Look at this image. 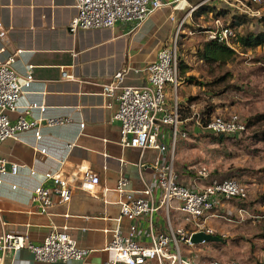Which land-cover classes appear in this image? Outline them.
Here are the masks:
<instances>
[{
	"label": "crops",
	"instance_id": "obj_1",
	"mask_svg": "<svg viewBox=\"0 0 264 264\" xmlns=\"http://www.w3.org/2000/svg\"><path fill=\"white\" fill-rule=\"evenodd\" d=\"M212 3L218 4L216 1ZM167 13L169 16L162 22V17ZM170 14L165 9L153 14L140 26L122 23L109 32L87 31L73 35L69 32V23L74 16L73 0H0V23L5 29V36L0 39V49L6 48L11 53L22 51L15 69L22 77L30 70L34 78L24 88L21 109L10 113L11 119L17 120L24 108L37 105L38 109H33L27 120L63 118L69 121L56 127H49L43 121L39 130L41 139H37L36 131H29L0 145V156L10 164L20 166L17 176L4 175L0 185V235L4 232L24 235L31 243L39 245L51 232L52 224L59 228L68 226L78 246L91 253L82 261L55 264H107L114 259V252L109 249L113 231L120 228L123 234H127L130 223L125 219L119 221L121 209L117 194L114 191L104 194L103 189L114 190L117 182L124 177L130 181L131 190L143 191L147 185L153 184L150 166L158 159L167 160L168 154L124 148L120 144V125L113 119L118 104L114 99L103 98L100 94L103 92L102 86L110 83L112 75L125 64L132 71L125 77L124 86L139 87L147 83V76L144 73L136 74L134 70L153 63L161 48L173 40L170 34L176 26L164 30L165 25L172 22ZM63 70L73 75L74 81H65L62 78ZM186 76L187 71L180 78L177 90V102L184 111L183 122L195 123L203 136L215 137L205 133L197 120L209 117V108L213 110L211 117L237 111L211 106V94L205 93L206 86L188 82L187 79L192 76ZM167 97L171 106L175 101L172 87L167 88ZM40 106L47 108L45 112L40 110ZM166 133L164 142L170 147L169 130ZM177 147L175 170L179 183L194 191L204 189L212 176L205 180L196 179L191 166L204 163L189 164L198 159L199 145L192 138H181ZM41 149L46 153L41 154ZM50 174H58L71 185L73 199L61 205L55 198L56 203L49 215H41L33 195ZM89 174L100 177L101 184L96 195L80 188ZM44 185L50 187L51 183ZM158 198L157 191L156 203ZM231 202L241 206L248 203L238 200L220 202L211 215L215 217L207 221L208 227L213 228L210 223L215 219H227L233 225L247 221H228L240 216L239 210L244 211L242 207L233 211L227 209V204ZM245 213L244 216L256 219ZM169 223L186 229L188 233L192 232V225L186 222L181 213L161 209L153 215L152 224L147 219L137 221L138 242L150 247L151 233L165 231ZM215 236L223 239L219 246L225 244L223 235L216 232ZM211 243L214 242L194 247L181 244L183 259L199 264L203 257L215 253L216 245ZM257 245L264 256V241ZM247 246L254 247L251 243ZM259 262L264 264V259ZM3 264L47 263L36 261L31 252L22 250L16 254L8 253Z\"/></svg>",
	"mask_w": 264,
	"mask_h": 264
},
{
	"label": "built area",
	"instance_id": "obj_2",
	"mask_svg": "<svg viewBox=\"0 0 264 264\" xmlns=\"http://www.w3.org/2000/svg\"><path fill=\"white\" fill-rule=\"evenodd\" d=\"M189 0H73L74 16L69 23V32L75 35L78 32L87 31H112L122 23L140 26L153 14L163 9H171L170 20L175 21L174 12L182 11ZM216 1L219 4L238 9L242 15L262 19L261 10L256 7H264V0H203L198 6L191 9V13L203 4ZM263 16V17H262ZM184 24L181 22L179 28ZM216 29L208 32V39L225 43L235 50L232 41L237 38V31L229 26H224L221 19L215 21ZM5 36V29L0 23V39ZM17 50L11 53L6 48L0 49V145L10 139H17L21 133L36 131L37 139H41L39 130L43 121L49 127H56L68 123L63 118H48L40 120H27L37 105L23 109L22 115L17 120H12L10 113L21 109L20 100L24 88L29 86L34 78L29 70L25 77L20 76L15 65L19 54ZM132 71L128 64L123 65L112 75V81L102 86L103 98H112L118 104V110L113 115L114 121L120 125V144L124 148H131L144 152L155 150L161 154H168L167 160L158 159L152 166L153 184L147 185L143 191L131 190L130 181L121 178L114 190L104 188V194L114 191L119 200L121 218L127 220L130 225L127 234H123L120 228L113 231V241L109 247L114 252V259L107 264H192L183 259L181 244L194 247L191 238L194 234L205 232L215 236L213 228L208 227L207 221L217 206L222 201H248L249 190L237 179L211 180L200 191L191 190L179 183L175 170L176 147L182 134L181 108L177 102V90L180 84V55L178 38L173 39L168 45L157 53L156 60L141 69L134 70L136 74L144 73L147 83L144 86H124L125 77ZM65 81H74V76L68 72H62ZM172 87L175 93V101L170 106L167 97V88ZM47 108L40 106L45 112ZM203 119H198L199 127L205 133L214 136L232 137L241 139L248 129V121L242 114L232 112L223 115L212 116L206 119V125H201ZM169 130L171 146L168 147L164 139ZM41 154L46 150L41 149ZM20 171L19 164H10L0 156V185L3 176L10 174L17 176ZM196 179H209L212 171L207 164L191 166ZM44 183H51L50 187ZM44 183L37 188L33 195V201L39 206L41 215H49L51 208L58 204L66 205L73 199V188L58 174H50L45 177ZM101 180L97 174L86 176L80 186L91 194H97V188ZM158 191V203L154 201ZM139 193V195L137 194ZM167 212L175 210L184 216L186 222L192 225V232L188 233L184 228L174 227L171 223L163 232L151 233L150 247L141 245L136 237L137 221L147 219L152 224L153 215L159 210ZM244 211L239 210V215L229 222L241 223L246 220ZM51 232L43 243L35 245L24 235L4 232L0 235V264L4 257L12 252L14 254L28 250L36 261L55 264L70 261H82L90 251L82 249L69 233V227H57L52 224ZM203 242L201 245H207ZM174 249V252L172 250ZM210 264H240L237 261L220 262L212 261Z\"/></svg>",
	"mask_w": 264,
	"mask_h": 264
},
{
	"label": "rangeland",
	"instance_id": "obj_3",
	"mask_svg": "<svg viewBox=\"0 0 264 264\" xmlns=\"http://www.w3.org/2000/svg\"><path fill=\"white\" fill-rule=\"evenodd\" d=\"M201 2L203 0H189L182 11L178 9L174 12V23L168 22L164 27V30H167L172 25L176 26L170 36L173 39L178 38L179 55L188 68L185 78L192 76L206 84L205 93L211 94L209 101L215 108L237 111L247 120L253 116L264 114V48L244 49L234 46L236 57L228 64L211 66L199 61L195 49L196 43L208 39V32L216 29L214 14L195 16L202 5L191 13V9ZM256 9L261 10L264 16V7H256ZM167 10L172 13L171 9ZM234 11V13L242 15L238 9H234ZM168 16L169 13L162 17V22ZM247 18L248 23L238 30V33L239 31L242 33L246 29H258L257 23L260 19ZM182 21L184 24L179 28ZM221 21L224 26L229 24V18H221ZM218 81L219 83H217ZM201 108L199 109L201 110ZM181 127L184 138H192L200 147V150L197 151L198 159L189 164L204 163L209 165L212 170V180L234 178L247 186L250 192L248 203L241 206L231 202L227 204L229 205L227 209L233 211L242 207L244 212L256 218L255 220L250 219V216L247 215V221L241 225L230 224L226 221L227 219L213 220L210 225L218 235H223L225 244L215 246V253L202 256L199 264H210L214 260L261 264L259 261L264 259V256L260 252V246H256V243H261L259 236L264 232V206L258 201L260 195L264 193V142H256L254 139L258 127L249 129L241 140L225 138L223 144L203 136L195 123L184 122ZM176 155H178V147H176ZM249 243L254 247L247 246Z\"/></svg>",
	"mask_w": 264,
	"mask_h": 264
},
{
	"label": "trees",
	"instance_id": "obj_4",
	"mask_svg": "<svg viewBox=\"0 0 264 264\" xmlns=\"http://www.w3.org/2000/svg\"><path fill=\"white\" fill-rule=\"evenodd\" d=\"M202 1V0H201ZM218 3V2H217ZM234 9L229 6L223 4H213L212 2L203 4L200 11L195 14L197 17H201L204 14H214L216 20L221 18H229V24L226 26L231 27L235 31H237V38L232 41V43L236 46H239L244 49H257L264 48V17L259 20L257 23L258 29L249 30L246 29L244 32L238 33L242 27H244L248 23V18L245 15H239L234 13ZM198 34V33H197ZM195 49L197 50V57L199 61L202 63H206L208 65H220V64H228L233 61L236 57V52L230 46L225 43H220L217 40H209L206 39L202 42H198L195 45ZM187 66L185 61L180 56V77H184L186 75ZM188 82L195 83L200 86H207L203 82L198 81L194 77H189L187 79ZM222 82V81H221ZM219 83V81L217 82ZM216 84V82H215ZM213 110L209 108L207 111L206 119H210ZM181 120L184 121L183 113L184 111L181 109ZM206 119H203L201 125H206ZM264 114H259L253 116L248 120V129L258 127V131L256 130L254 139L255 141L264 142ZM213 141L218 143H224V138L221 137H211ZM233 179V178H231ZM258 201L264 205V193L260 195ZM260 240L264 241V232L259 236ZM212 245L219 246L221 243H211Z\"/></svg>",
	"mask_w": 264,
	"mask_h": 264
},
{
	"label": "water",
	"instance_id": "obj_5",
	"mask_svg": "<svg viewBox=\"0 0 264 264\" xmlns=\"http://www.w3.org/2000/svg\"><path fill=\"white\" fill-rule=\"evenodd\" d=\"M222 241H223V239L221 237L209 235V234H207L205 232L196 233L191 238V242L194 245H199V244H201L203 242L221 243Z\"/></svg>",
	"mask_w": 264,
	"mask_h": 264
}]
</instances>
